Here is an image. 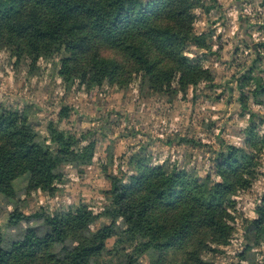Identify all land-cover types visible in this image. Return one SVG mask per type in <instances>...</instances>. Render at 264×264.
I'll list each match as a JSON object with an SVG mask.
<instances>
[{"label":"trees","instance_id":"obj_1","mask_svg":"<svg viewBox=\"0 0 264 264\" xmlns=\"http://www.w3.org/2000/svg\"><path fill=\"white\" fill-rule=\"evenodd\" d=\"M199 14L214 18L200 30ZM219 20L232 23L231 37L216 31ZM0 49L29 73L50 63L67 88L132 86L167 103L189 94L235 102L231 115L244 123L241 144L217 135L213 147L176 134L186 147L182 165L155 162L146 141L113 172L109 145L95 163L108 182L99 202L11 212L12 224L40 223L0 245V264H264V0H0ZM70 110L42 123L32 106L0 102L1 193L13 195V181L26 174V194L55 196L68 168L83 173L93 164L94 130L60 125ZM197 147H209L203 172L188 165ZM257 182L251 214L237 213L236 197Z\"/></svg>","mask_w":264,"mask_h":264},{"label":"rangeland","instance_id":"obj_2","mask_svg":"<svg viewBox=\"0 0 264 264\" xmlns=\"http://www.w3.org/2000/svg\"><path fill=\"white\" fill-rule=\"evenodd\" d=\"M220 1L224 2V0ZM226 12L233 13L232 9H227ZM213 19L212 16L199 14L196 29L200 30L210 25ZM215 26L216 31L224 36L223 39L233 35L232 23L219 20ZM220 43L219 38L216 37L213 50H217ZM230 51L231 46L227 44L222 53L227 56ZM210 58L211 65L222 72L223 65L218 62L216 55ZM39 64L38 72L29 73L26 64H14L9 52L0 49V102L28 104L32 106L33 111H36L35 115L42 123L44 118L56 120L60 109L69 106L70 114L60 122V125L76 131L94 130L98 150L93 164L83 173L68 168L69 180L55 196L42 192L26 194V174L20 175L13 181V195L0 192V245L2 246L20 238L25 228L40 223L26 220H20L15 224L10 223V214L15 210L29 214L41 206L53 209L62 202L72 203L79 198L91 204L98 203L100 190L105 188L108 182L100 170L101 167L95 163L98 160L97 157L107 156L109 145L114 154V166L110 169L118 172L121 161L124 160L123 156L134 149L136 144L146 141H153L155 162L161 163L170 159L173 162L177 161L178 165H182L186 147L183 144H177L176 134L194 138L213 147H217L218 136L229 142L242 143L243 136L239 133V128L244 123L237 120V115H231V111L237 108L235 102L225 104L222 100L215 102L202 97L194 100L189 94L185 99L167 103L158 96L141 97L132 86L126 90L104 86L91 92L79 88L77 84L67 88L65 83L54 74L50 63L40 60ZM211 121L215 122L212 128L214 133H209L208 130ZM125 134L127 136H123ZM167 141L171 144H167ZM208 150L209 147L192 149L193 158L188 165H194L199 172L206 170L210 163ZM122 168L125 169V165ZM260 170L264 171V154ZM260 186L261 184L257 182L251 190L236 197L237 213L247 216L251 214L255 195L258 191L261 193ZM234 243L236 244L233 246H237L238 243L235 241ZM227 261L228 259L225 258L222 260L224 264H228Z\"/></svg>","mask_w":264,"mask_h":264}]
</instances>
